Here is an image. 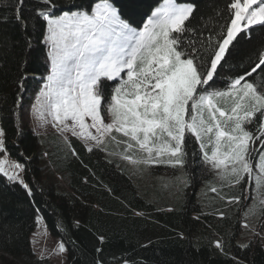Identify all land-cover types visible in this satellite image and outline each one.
<instances>
[{
  "label": "snow or ice",
  "instance_id": "obj_1",
  "mask_svg": "<svg viewBox=\"0 0 264 264\" xmlns=\"http://www.w3.org/2000/svg\"><path fill=\"white\" fill-rule=\"evenodd\" d=\"M40 2L35 15L45 24L40 43L46 48V71L32 105L39 126L50 124L66 141L68 134L82 140L89 151L123 145L122 158L133 165L173 168L186 166L191 136L202 163L222 181L240 185L246 176L252 179L255 168L257 188L264 187V76L260 84L246 80L258 69L264 73V48L250 71L229 77L224 90L213 87L231 49L241 38L253 39V26L264 29V0H226L216 13L224 20L219 33L206 39L186 23L195 5L180 0H163L143 27L133 24L141 0ZM23 3L16 0L14 19L26 30ZM257 114L259 135L248 127ZM10 155L0 130V175L28 189L20 175L24 165ZM241 199L246 197L230 202ZM254 211L255 206L246 215ZM216 247H222L219 241ZM57 251H66L63 242Z\"/></svg>",
  "mask_w": 264,
  "mask_h": 264
},
{
  "label": "trees",
  "instance_id": "obj_2",
  "mask_svg": "<svg viewBox=\"0 0 264 264\" xmlns=\"http://www.w3.org/2000/svg\"><path fill=\"white\" fill-rule=\"evenodd\" d=\"M54 2L63 5L69 0ZM115 2L119 5L123 0ZM162 2L141 0L133 24L143 27ZM180 2L195 5L193 17L186 22L189 27L202 32L205 39L219 33L224 20L216 13L223 10L226 0ZM16 6V0H0V128L10 158L25 166L23 179L31 195L20 183L0 175V264H52L49 258L39 259L30 245L37 217L43 219L51 237L64 243L67 264H97L98 260L102 264H264V247L257 235L245 246L237 243L246 200L227 205L219 198L208 208L195 200L212 170L202 163L194 137H188L184 166L189 186L175 204L164 189L151 186L156 182L150 175L146 185L135 182L118 167L119 158L114 155L96 148L89 151L75 138L35 135L26 125L18 126L16 105L33 89L34 76L45 73L46 53L40 43L45 24L35 15L42 6L40 0H24L26 30L14 19ZM252 37L251 41L241 38L231 49L227 63L218 67L214 88L224 90L229 77L242 75L258 63L264 29L253 26ZM262 76L258 69L246 80L260 84ZM259 120L257 114L248 126L255 135H259ZM255 146L262 149L259 140ZM150 169L169 175L174 168L157 165ZM232 196L242 195L233 187L225 197ZM217 241L221 248L216 247Z\"/></svg>",
  "mask_w": 264,
  "mask_h": 264
},
{
  "label": "rangeland",
  "instance_id": "obj_3",
  "mask_svg": "<svg viewBox=\"0 0 264 264\" xmlns=\"http://www.w3.org/2000/svg\"><path fill=\"white\" fill-rule=\"evenodd\" d=\"M46 52V48H45ZM42 81L39 80L34 83V87L30 92L24 93V98L22 100H18L17 112L15 119L17 120L18 126L22 127L25 126L31 130V132L35 135H49L52 133L58 134L60 137L64 138L60 132L57 131L56 128L51 127V125H46L44 127L39 126L37 120L32 111V105L35 103L36 93L38 92ZM20 101V102H19ZM230 102H223L222 105L229 106ZM1 130V128H0ZM70 138H75L83 144V146L88 150V146L85 143L68 134L67 141ZM65 139V138H64ZM199 146V145H198ZM257 148V146H255ZM96 148V147H93ZM102 150L106 153L116 156L119 158V165L120 169L126 170L129 176L135 181H142V185L147 184V180L151 177V180H154L156 183H151L152 187L162 188L165 191L166 197L175 202V204L181 201L182 196L186 193L187 188L189 186L187 173L185 167H175L172 169V173L169 175H161L158 172H152L151 167L157 166V164L152 165H133L129 163L127 160L122 158V151L123 147L121 145H117L115 143H108L106 148H96ZM200 150V149H199ZM202 154V153H201ZM2 158V157H0ZM13 161H16L10 158ZM259 159L258 155L255 157L253 163L257 162ZM165 165L166 164H159ZM173 168V167H172ZM212 173L210 178H208L202 186L198 190L195 195V200L198 203H201L204 207L208 208L211 206L215 200L221 199L225 200L226 204H236L237 202H230L232 201V197H225L228 194L229 188L236 187V190L243 196L246 197L244 201H247L245 208L241 211V219L242 225L247 224L248 227L242 226V231L237 239V243L240 246L247 245L248 241L252 239L255 235H257L261 243L264 247V187L257 188L256 185V175L258 171L254 168L252 179L249 180L247 176L241 181L240 185H230L226 181H222L220 177L217 175V171L212 169ZM151 172V173H150ZM25 173V166L23 171L20 173L21 177L23 178ZM150 175V177H149ZM61 180V177H57ZM24 180V179H23ZM19 183V182H18ZM26 184V182H24ZM21 186H23L21 184ZM215 187L216 191L213 192L211 189ZM25 188V187H24ZM26 189V188H25ZM28 191V189H26ZM153 191V189H151ZM29 192V191H28ZM154 197V193L151 194ZM240 202V201H239ZM255 206L254 213L246 215L249 213V210ZM61 241L56 240L55 238L51 237L48 234L46 229L45 223L43 219L40 218L39 223H37L36 228L32 232L30 236V245L32 251L39 259H46L49 258V261L52 264H67L65 259V252L60 253L57 251L58 245Z\"/></svg>",
  "mask_w": 264,
  "mask_h": 264
},
{
  "label": "clouds",
  "instance_id": "obj_4",
  "mask_svg": "<svg viewBox=\"0 0 264 264\" xmlns=\"http://www.w3.org/2000/svg\"><path fill=\"white\" fill-rule=\"evenodd\" d=\"M162 3H163V2H162ZM162 3H161V4H162ZM161 4H160V5H161ZM160 5H159V6H160ZM45 53H46V52H45ZM35 79H36V82L40 80V79H39V76H38L37 78H35ZM24 182H25V181H24ZM22 187H24V186H22Z\"/></svg>",
  "mask_w": 264,
  "mask_h": 264
},
{
  "label": "bare ground",
  "instance_id": "obj_5",
  "mask_svg": "<svg viewBox=\"0 0 264 264\" xmlns=\"http://www.w3.org/2000/svg\"><path fill=\"white\" fill-rule=\"evenodd\" d=\"M33 77V76H32ZM35 78H37L38 76H34Z\"/></svg>",
  "mask_w": 264,
  "mask_h": 264
}]
</instances>
